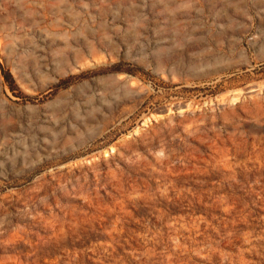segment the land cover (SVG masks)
I'll return each instance as SVG.
<instances>
[{
	"label": "rangeland",
	"instance_id": "1",
	"mask_svg": "<svg viewBox=\"0 0 264 264\" xmlns=\"http://www.w3.org/2000/svg\"><path fill=\"white\" fill-rule=\"evenodd\" d=\"M0 264H264V0H0Z\"/></svg>",
	"mask_w": 264,
	"mask_h": 264
}]
</instances>
